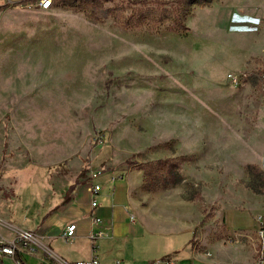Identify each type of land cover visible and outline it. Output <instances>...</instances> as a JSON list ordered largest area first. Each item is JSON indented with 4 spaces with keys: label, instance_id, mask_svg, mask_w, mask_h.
<instances>
[{
    "label": "rangeland",
    "instance_id": "374dc122",
    "mask_svg": "<svg viewBox=\"0 0 264 264\" xmlns=\"http://www.w3.org/2000/svg\"><path fill=\"white\" fill-rule=\"evenodd\" d=\"M135 1L0 11L1 233L31 226L44 188L107 167L199 200V233L221 235L219 209L264 208V0Z\"/></svg>",
    "mask_w": 264,
    "mask_h": 264
},
{
    "label": "crops",
    "instance_id": "0c3cea01",
    "mask_svg": "<svg viewBox=\"0 0 264 264\" xmlns=\"http://www.w3.org/2000/svg\"><path fill=\"white\" fill-rule=\"evenodd\" d=\"M32 1L0 0V11ZM102 169L109 172L104 183L95 181L101 175L93 181L102 187L96 207H90L89 169L84 178L76 177V183L69 189L54 193L44 188L31 226L15 227L13 236L0 231V239L10 241L18 230H28L47 248L73 224L74 239L65 241L71 245L69 250L58 251L64 259L48 250L64 264L89 260L93 254L89 235L98 232L101 236L94 255L99 264L115 261L124 264H253L252 241L256 228L253 216L264 208L257 212L240 211L235 207L226 211L219 209L214 212L213 220L219 221L221 235L213 234L217 229L199 233L198 227L205 216L204 205L199 200L173 189L148 192L136 170ZM112 177L116 178L114 183H111ZM94 218L99 221L95 223ZM241 218H246V223L238 224ZM235 230L240 234L231 237ZM21 259L25 264H37L30 255L22 254ZM40 259L44 264H52L45 258Z\"/></svg>",
    "mask_w": 264,
    "mask_h": 264
},
{
    "label": "built area",
    "instance_id": "2783aa9c",
    "mask_svg": "<svg viewBox=\"0 0 264 264\" xmlns=\"http://www.w3.org/2000/svg\"><path fill=\"white\" fill-rule=\"evenodd\" d=\"M54 0H33L30 3L24 5L26 8H34L39 11H49L53 7ZM229 80L234 84H239L240 78L237 75H228ZM103 137H99V145L103 143ZM103 172V169L92 170L88 174L87 180L90 182L88 185V192L90 194V207L94 208L97 206V196L102 190L99 184L93 183V181L98 178ZM116 178H111V183H114ZM134 217L131 216V220ZM99 219L94 218V222L97 223ZM253 221L255 223L254 240L252 241L255 248V257L253 264H264V210L253 216ZM75 225H69L63 232L62 238L64 241L69 242L74 239ZM101 236V232L91 233L89 239L92 247V256L89 260L84 262H78L76 264H99L98 258L94 255L96 250V242ZM38 251H48V249L41 244L40 241L35 237V235L28 230H18L15 234V238L12 240L0 239V260L3 257H7L14 261L15 264H25L21 259L22 254L26 255H37ZM49 252V251H48ZM158 263V262H157ZM156 263V264H157ZM64 264V263H58ZM114 264H124L121 261H115Z\"/></svg>",
    "mask_w": 264,
    "mask_h": 264
},
{
    "label": "trees",
    "instance_id": "16d2710c",
    "mask_svg": "<svg viewBox=\"0 0 264 264\" xmlns=\"http://www.w3.org/2000/svg\"><path fill=\"white\" fill-rule=\"evenodd\" d=\"M180 2L184 5V4H188V3H191V2H194V3H198V4H205L203 3L202 0H180ZM134 4H139V5H143V6H147V5H158V6H161V5H168L170 3H165V2H161V1H158V0H138V1H135ZM180 26L186 30V27L180 23ZM141 169V168H139Z\"/></svg>",
    "mask_w": 264,
    "mask_h": 264
}]
</instances>
